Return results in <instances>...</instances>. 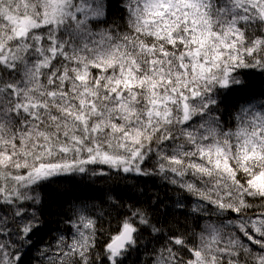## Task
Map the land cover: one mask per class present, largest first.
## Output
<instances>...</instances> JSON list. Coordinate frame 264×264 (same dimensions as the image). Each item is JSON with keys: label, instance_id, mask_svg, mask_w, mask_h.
Listing matches in <instances>:
<instances>
[{"label": "snow or ice", "instance_id": "snow-or-ice-1", "mask_svg": "<svg viewBox=\"0 0 264 264\" xmlns=\"http://www.w3.org/2000/svg\"><path fill=\"white\" fill-rule=\"evenodd\" d=\"M257 81L264 0H0V264H264Z\"/></svg>", "mask_w": 264, "mask_h": 264}, {"label": "trees", "instance_id": "trees-1", "mask_svg": "<svg viewBox=\"0 0 264 264\" xmlns=\"http://www.w3.org/2000/svg\"><path fill=\"white\" fill-rule=\"evenodd\" d=\"M257 90L264 88V81H257L256 83ZM97 182L92 185L93 194L102 193L106 190L110 185L115 186L116 181L109 180L107 177H96L93 178ZM141 189H147V195L158 194L160 199L165 202L166 205L170 207L171 200L170 197H174V194L168 192L159 182L149 181L145 184H142ZM121 191H123V185H120ZM81 189H72L71 187L67 189H60L59 191L55 190V187L46 190L44 195L43 202V211L45 213L46 219L50 223L51 229H56L60 227L58 221L63 219L59 213H62L67 210L69 202L72 201L77 195H79ZM134 193H125V195H131ZM163 210V209H162ZM114 215V214H113ZM104 227L108 226V221H103ZM48 231V230H46ZM48 235H52L51 231H48ZM47 238V237H45ZM136 256L132 255L128 261V264H136ZM31 264V260L29 261Z\"/></svg>", "mask_w": 264, "mask_h": 264}]
</instances>
